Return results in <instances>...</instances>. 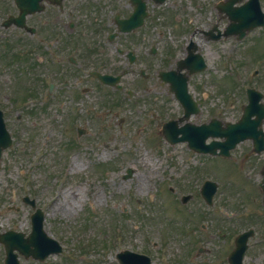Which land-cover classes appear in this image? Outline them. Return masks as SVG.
Instances as JSON below:
<instances>
[{
    "label": "rangeland",
    "instance_id": "1",
    "mask_svg": "<svg viewBox=\"0 0 264 264\" xmlns=\"http://www.w3.org/2000/svg\"><path fill=\"white\" fill-rule=\"evenodd\" d=\"M183 4L185 7H183ZM166 5L159 21L161 28L158 31V39H163L160 45L159 59L164 57L165 50L168 46H174L173 48L177 57L182 56L183 49L179 50L180 47L178 46L185 44V42L192 38L191 33L186 31V28L189 26L187 25L188 21L193 22V27L198 24L208 27V24L203 20L198 21L192 18L191 14L186 15L187 12L183 9H190L187 7V0H183V3L181 2L179 4L174 3L173 0H168ZM262 5L264 6V0H262ZM256 31L243 43L235 42L233 38L221 40L215 44L213 42L208 44L201 41L203 52L209 64V70L206 73L196 76L192 80L190 90L196 97L198 93L202 96L204 92H207L208 97L204 101L203 113L198 117H193V122H206L212 117L213 112L217 116L219 114L218 112L224 107L223 101H225V98L227 101L235 100V87L240 86L242 82L255 83L264 92L262 77L258 76V78H254L251 73L254 70L252 65L254 58L250 57L251 55H247L253 48L255 49L256 47L258 49V41L256 39L262 34L264 36V30L259 29ZM193 38L200 41L198 34L194 35ZM263 39L260 37L258 40L262 41ZM259 44L262 49H255L256 52L252 56H256L258 51L263 52L264 42L262 44L259 42ZM231 54L232 56H229ZM151 72L154 77L155 69H152ZM230 72L233 74L229 75ZM216 76L220 77L217 78ZM236 81L239 82L238 85ZM148 84H152V82ZM198 84L201 87L200 89ZM156 89L157 91L160 90L159 87ZM95 94L96 91L92 96ZM149 94L156 95L155 92ZM158 95L160 99H167L171 105L175 106L171 102L172 97L164 89H161V93H158ZM81 102L87 103L86 101H80L75 103V106L78 107ZM38 106L41 107L42 104ZM84 108H88V105L85 104ZM43 113L38 111L32 118H25L23 120L22 128H25V130L21 131L20 134L23 137L30 136L35 147L30 149L27 148L29 147L28 145L22 150H13L10 154H5L3 167L0 171V182L3 188L7 186L12 187L14 184L21 183L25 187L34 186L38 191H43V198L48 197L51 203H53V208L55 209L56 207L54 213L52 211L51 215L54 232L61 234L70 243L79 244L75 243L78 240L76 234H82L85 240H97L100 244H105L109 240L110 227L119 225L127 231V239L123 242L126 245V249L129 245L132 247L139 245V248L143 250L150 249L149 252L155 257V264H176L174 263L175 259H177L174 255L175 248L178 245H183L188 239L186 235L181 234L177 229L169 233V225L173 224L177 227L184 226L183 230L187 231V226L185 225L187 215L178 212L176 209L168 210L162 200L163 196L161 191L167 182L173 187L181 186L183 184V177L180 176V172L184 173L185 171L190 173L198 169V167H204L206 166V164L203 165L204 160L199 159L194 154V156L190 155L186 147L182 145L175 148H168V144L160 142L157 145L160 156L159 163L153 173V169L150 168L149 164L141 161L145 157V152L141 150L139 153H136L134 150L135 144L133 143L136 139L129 137L134 131L145 135V131L140 130L136 125L138 124V115H132L123 124L117 119L98 121V131L94 132L97 128L91 130L93 132L82 141V147L92 145L95 150L98 147L103 148L107 144L109 145V160H107L108 167L106 172L103 174V171L99 169V165L105 164V161H99V157L95 152H92L90 161L81 160L83 168L76 169V174L70 178L64 173V164L68 151L63 147L64 143L69 142V140L66 138L67 134L61 131V129L68 128L71 130L72 126L69 123H64L63 120L61 121L62 116L57 113L51 115L45 112ZM169 116L166 114L163 118L166 119ZM159 123L160 121L157 122V124ZM142 142L144 143V141ZM147 148L150 149V147ZM37 151L43 154L39 158L36 156ZM86 151L84 149L83 153ZM151 153L154 154L152 151ZM151 153L150 156L152 157L153 155ZM15 154L17 155L15 156ZM88 155L86 153L87 157ZM134 157L135 162L131 164ZM152 161L155 162L154 160ZM175 163L177 167H175ZM43 166H47V168L42 169L41 167ZM128 168L134 170L133 176H142L146 180L149 179L150 174L154 178L152 189L150 191L144 190L145 193H139L137 198L131 197L129 195L130 190L127 187H129L133 176L127 180L123 178ZM173 176L176 177L177 181L171 179ZM7 179H10L11 182L7 181ZM193 179L194 184L198 185L195 188L197 190L204 179L200 177ZM89 182H91V185ZM220 182L224 190L227 187L228 189L232 188L231 184H234L233 180L220 179ZM58 184H63L62 189L67 195L61 190V197L56 200L53 199V196ZM108 188L111 191L109 196H107ZM89 190H92L93 196L95 197L96 203H94V207L92 206L91 201L93 200L90 197ZM70 191L72 192L69 196ZM101 198H103L102 202ZM165 200L167 203L173 201L169 196L165 197ZM168 207L170 208L169 205ZM180 207L182 210L187 211V206L182 207L180 205ZM140 208L146 211L143 216H139L138 212H136ZM7 216L4 212V217ZM113 218L118 221L115 223ZM84 220H90L91 223ZM4 223L7 225L6 221ZM85 223L92 227L89 232L83 231ZM134 231L137 232L134 233ZM165 231L168 233L167 238L163 235ZM105 235H107L106 238ZM150 241H156L162 244V252L154 250L149 244ZM166 244H169L171 247L170 255L166 252ZM95 260V264H97L99 254H96ZM106 260L113 261L112 253L106 256ZM76 263L81 264L79 258H77Z\"/></svg>",
    "mask_w": 264,
    "mask_h": 264
},
{
    "label": "flooded vegetation",
    "instance_id": "2",
    "mask_svg": "<svg viewBox=\"0 0 264 264\" xmlns=\"http://www.w3.org/2000/svg\"><path fill=\"white\" fill-rule=\"evenodd\" d=\"M20 1L0 0V54L5 55L4 65L1 66L5 69L0 70V100L3 98V75L9 76L13 85L19 81L32 83L35 56L44 57V76L49 84L47 98L73 103L82 101L83 95H88L91 101L102 96L97 90L102 91L106 86L92 76V71L112 75L125 70L133 71L129 76L135 74L129 53L135 54L136 65L139 60L140 63L145 62L141 54L158 52L152 45L147 47L148 38L153 42L158 38L159 23L155 16L158 7L153 0H144L150 16L143 27L132 33L119 32L116 21L130 17L134 11V0H27L32 12L27 14L26 28L13 25L5 29L4 12L17 17ZM39 8H42L41 12L34 10ZM113 34L116 36L110 40ZM95 91L96 94L92 96ZM5 100L11 102L12 97L5 96ZM242 116L243 107L234 112L220 113L224 125L236 124ZM261 130L264 133V118L261 120ZM256 134L262 133L259 131ZM261 138L260 135L241 142L227 159L215 158L234 168L235 179H240V183L252 185L255 208L252 210L250 228L254 230L253 238H256L257 246L264 252V149L261 152L256 150ZM3 199L0 194V264H4L2 237L7 232L2 224V207L6 203ZM23 201L18 204H22L21 210L27 208L25 220L28 225L22 231L28 236L33 208ZM10 229L19 230L17 227Z\"/></svg>",
    "mask_w": 264,
    "mask_h": 264
},
{
    "label": "bare ground",
    "instance_id": "3",
    "mask_svg": "<svg viewBox=\"0 0 264 264\" xmlns=\"http://www.w3.org/2000/svg\"><path fill=\"white\" fill-rule=\"evenodd\" d=\"M107 150H108V148L106 147V152H104L103 157L106 156V154H107ZM81 167H83L82 164H77V165H76V168H77V169H81ZM136 179H138L136 184H137L138 187H140V188H143L144 186H146V184H148V182H147L146 180H142V179H143L142 177H137ZM78 192H79V191H78ZM75 197H76V196H75Z\"/></svg>",
    "mask_w": 264,
    "mask_h": 264
},
{
    "label": "water",
    "instance_id": "4",
    "mask_svg": "<svg viewBox=\"0 0 264 264\" xmlns=\"http://www.w3.org/2000/svg\"><path fill=\"white\" fill-rule=\"evenodd\" d=\"M236 1H238V0H231L230 2L233 3V2H236ZM254 1H255V0H253L252 2H254ZM250 5H251V3H250L248 6L250 7ZM246 9H248V7H246ZM234 15H235V14H232L231 16L234 17ZM243 16H244V15H243ZM232 17H231V19H234V18H232ZM238 17H239V16H238ZM234 21H236V20H234ZM232 26H235V24H231L230 27H232ZM198 69H201V68L199 67ZM191 72H194V71H191ZM182 94H183V96H184V101H186V102H191L190 97L185 93V90H183V89H182ZM203 128H205V127H202L201 129H203Z\"/></svg>",
    "mask_w": 264,
    "mask_h": 264
}]
</instances>
